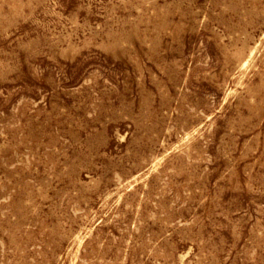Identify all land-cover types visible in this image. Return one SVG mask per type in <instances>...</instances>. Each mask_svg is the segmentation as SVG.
<instances>
[{
  "label": "rangeland",
  "instance_id": "1",
  "mask_svg": "<svg viewBox=\"0 0 264 264\" xmlns=\"http://www.w3.org/2000/svg\"><path fill=\"white\" fill-rule=\"evenodd\" d=\"M0 264H264V0H0Z\"/></svg>",
  "mask_w": 264,
  "mask_h": 264
}]
</instances>
